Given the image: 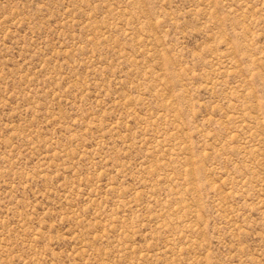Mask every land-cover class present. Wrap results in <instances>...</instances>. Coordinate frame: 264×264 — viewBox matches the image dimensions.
I'll return each mask as SVG.
<instances>
[{
  "label": "rangeland",
  "instance_id": "374dc122",
  "mask_svg": "<svg viewBox=\"0 0 264 264\" xmlns=\"http://www.w3.org/2000/svg\"><path fill=\"white\" fill-rule=\"evenodd\" d=\"M0 264H264V0H0Z\"/></svg>",
  "mask_w": 264,
  "mask_h": 264
}]
</instances>
